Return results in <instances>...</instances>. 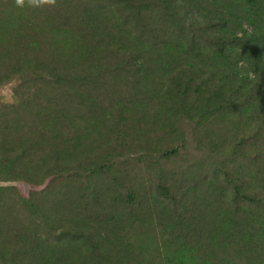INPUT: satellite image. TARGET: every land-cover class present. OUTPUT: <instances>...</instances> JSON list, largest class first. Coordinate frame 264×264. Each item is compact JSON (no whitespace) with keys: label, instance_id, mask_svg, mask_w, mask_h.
Segmentation results:
<instances>
[{"label":"rangeland","instance_id":"obj_1","mask_svg":"<svg viewBox=\"0 0 264 264\" xmlns=\"http://www.w3.org/2000/svg\"><path fill=\"white\" fill-rule=\"evenodd\" d=\"M218 31L264 0H0V264H264V45Z\"/></svg>","mask_w":264,"mask_h":264},{"label":"trees","instance_id":"obj_2","mask_svg":"<svg viewBox=\"0 0 264 264\" xmlns=\"http://www.w3.org/2000/svg\"><path fill=\"white\" fill-rule=\"evenodd\" d=\"M250 2L253 3V0H250ZM230 36L231 34L229 31H218L212 35V38H210V40H212L210 42L214 43V45L218 47L219 54L223 56L224 59L227 58L226 48L229 46L233 48L236 47L248 49L252 46L256 47L259 45H264V34H260L258 31L253 33V35L250 34L246 37H238L234 35L232 37L233 39H228ZM244 98V104L247 103L245 106L249 111L253 112L255 119H257L258 130L259 126L264 125V68L254 73L252 88L250 89L249 93L244 96ZM237 193H239V189H237ZM242 199L251 201L252 203L256 202L253 197L246 194H242ZM261 203L264 204V199L261 200Z\"/></svg>","mask_w":264,"mask_h":264},{"label":"clouds","instance_id":"obj_3","mask_svg":"<svg viewBox=\"0 0 264 264\" xmlns=\"http://www.w3.org/2000/svg\"><path fill=\"white\" fill-rule=\"evenodd\" d=\"M27 3L30 7L39 8L45 3H54V0H27ZM17 4L23 7L25 4V0H17Z\"/></svg>","mask_w":264,"mask_h":264}]
</instances>
